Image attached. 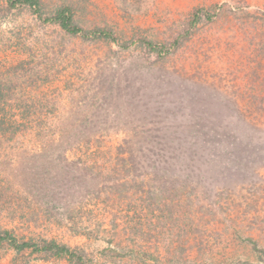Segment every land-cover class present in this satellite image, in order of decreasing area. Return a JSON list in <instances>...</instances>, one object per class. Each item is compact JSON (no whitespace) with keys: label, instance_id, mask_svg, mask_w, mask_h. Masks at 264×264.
<instances>
[{"label":"rangeland","instance_id":"rangeland-1","mask_svg":"<svg viewBox=\"0 0 264 264\" xmlns=\"http://www.w3.org/2000/svg\"><path fill=\"white\" fill-rule=\"evenodd\" d=\"M40 1L115 40L0 0V231L86 264H264V0ZM196 128L199 174L143 160ZM0 264L76 263L3 243Z\"/></svg>","mask_w":264,"mask_h":264},{"label":"trees","instance_id":"trees-1","mask_svg":"<svg viewBox=\"0 0 264 264\" xmlns=\"http://www.w3.org/2000/svg\"><path fill=\"white\" fill-rule=\"evenodd\" d=\"M5 2L9 8H20L27 6L42 22L56 23L67 33L77 34L84 38L96 36L108 38L112 41L115 40L113 33L109 30L101 28L85 30L80 27L74 21L73 14L69 6H61L57 8L51 15L42 16L40 13V0H5ZM204 15L209 17L207 13ZM199 17V11L197 10L193 13L191 23L194 24ZM144 43L150 51L156 52L159 55L164 51H167L164 45H160L149 40H144ZM177 44L178 41L176 40L173 42L172 47H175ZM187 132L190 133L189 136L191 138L194 139V136L198 138L199 143H197V147L193 146L192 141L186 142L188 140V136L182 137L178 134L176 137L178 140L173 144H164L156 141V143L145 142V145L142 144L139 146V149L143 153V160L147 161L146 164L151 165L154 172L160 173L162 175L166 173H178L188 177L199 174V172L203 170L201 167L199 168V165H205V163L210 160L208 159V161H205L206 159L202 158L205 148L203 144V137L206 135V129L196 128L195 131L189 130ZM211 132L215 133L214 130H211ZM117 149L120 151L121 155H123V153L126 151L122 146H118ZM207 155L208 158H212L210 154H206L205 156ZM128 156L130 159H135L131 149L128 150ZM127 158L128 157L126 156L125 159ZM211 169L215 171L216 167L214 166ZM3 243H7L16 251L31 248L32 251L45 253L46 257H66L70 261H74L76 264H86L83 260V255L81 252H78L65 244H60L55 240H43L41 243L33 242L31 240L20 241L8 230H2L0 231V246H2Z\"/></svg>","mask_w":264,"mask_h":264}]
</instances>
